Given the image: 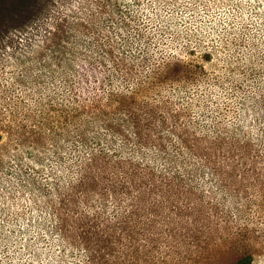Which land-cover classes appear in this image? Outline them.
<instances>
[{
    "label": "rangeland",
    "instance_id": "obj_1",
    "mask_svg": "<svg viewBox=\"0 0 264 264\" xmlns=\"http://www.w3.org/2000/svg\"><path fill=\"white\" fill-rule=\"evenodd\" d=\"M154 136L184 161L178 197L75 206L83 236L127 212L130 264H264V0H0V264H87L49 185L87 155L158 156Z\"/></svg>",
    "mask_w": 264,
    "mask_h": 264
},
{
    "label": "trees",
    "instance_id": "obj_2",
    "mask_svg": "<svg viewBox=\"0 0 264 264\" xmlns=\"http://www.w3.org/2000/svg\"><path fill=\"white\" fill-rule=\"evenodd\" d=\"M87 122L76 125L80 144H85L90 140L98 141L97 134L89 136ZM174 129L177 130L176 127ZM179 137V135H178ZM69 141V139H66ZM177 140V147L181 145ZM139 145L153 146V151L158 156L135 159L128 156L118 158L109 157L105 154L87 155L79 162L72 180L65 184L52 183L49 185L48 194L43 199L40 209L45 208L48 213V223L51 230L57 233L63 243L70 246L78 244L84 248L87 264H130L133 262L132 236L129 234L130 215L121 212L116 218L111 217L114 226L111 224V232L104 235L94 234L83 236L88 230L85 224L81 223L83 215L73 207L85 205H104L108 202L115 206L132 205L140 203L149 198L151 190H157L154 200L172 199L178 195L165 194L166 190H173L180 185V181L173 180L180 176L178 169L184 165L180 155H164L165 144L159 136H154L148 143L137 142ZM176 143V144H177ZM48 145L62 144L61 139L46 140ZM174 145V144H173ZM192 150L196 151V143H191ZM177 148V150H178ZM181 149V148H180ZM179 151V150H178ZM210 153V152H209ZM211 154V153H210ZM102 158H99V157ZM224 154L214 153L213 156L205 154L201 156L202 164L213 169H218L221 165ZM75 165V164H74ZM179 174V175H177ZM153 190V191H154ZM46 192V190H45ZM171 193V192H170ZM39 209V211H40ZM43 214V213H42ZM38 217V215L36 214ZM42 217H45L42 215ZM46 218V217H45ZM99 226V223L93 224ZM49 226V224H47ZM117 225V226H116ZM102 257L100 259L99 253ZM252 255L242 254L234 264H251Z\"/></svg>",
    "mask_w": 264,
    "mask_h": 264
}]
</instances>
